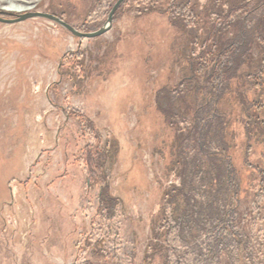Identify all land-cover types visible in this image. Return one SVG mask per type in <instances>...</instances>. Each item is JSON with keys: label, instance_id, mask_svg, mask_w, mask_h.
Masks as SVG:
<instances>
[{"label": "rangeland", "instance_id": "obj_1", "mask_svg": "<svg viewBox=\"0 0 264 264\" xmlns=\"http://www.w3.org/2000/svg\"><path fill=\"white\" fill-rule=\"evenodd\" d=\"M118 1L0 0V17L44 12L93 32ZM173 1L124 0L90 38L40 16L0 21V264H264V185L242 171L237 196L225 186L219 197L211 169L223 145L211 132L203 147L195 133L202 109L242 128L208 89L216 57L203 56L220 34L208 39V16L236 0ZM245 1L233 18L264 13ZM88 144L107 154L100 184L83 161ZM232 208L234 240L215 251Z\"/></svg>", "mask_w": 264, "mask_h": 264}, {"label": "trees", "instance_id": "obj_2", "mask_svg": "<svg viewBox=\"0 0 264 264\" xmlns=\"http://www.w3.org/2000/svg\"><path fill=\"white\" fill-rule=\"evenodd\" d=\"M238 1L233 2L226 15H223L222 11H218L214 22L208 16L206 24L210 28L208 39L213 34H220L213 36V38L216 37L215 47L205 44L203 56L212 53L216 57L213 69L208 75V89L212 92L214 90L218 95L219 103L234 109L233 120L234 122L240 121L242 128L239 131L231 128L230 121H227L229 117L224 113L218 111L214 117L208 114L207 110L202 109L203 111H200L201 117L206 114L205 128H202L205 132L202 133V129H198L199 131L195 129V133L197 131L198 135L201 134L200 142L203 147L208 146L207 142L210 140L211 132H214L217 141L223 145V156L218 158V154H214L211 169L212 181L219 190V197L223 193L221 192L223 188L225 191V186L237 196L240 190L239 183H241L243 173L246 170L249 172L247 175L249 185L253 176L264 185V13L256 16V13L253 15L250 11L247 17L240 20L236 17L233 18L244 6ZM260 1L261 4L264 3V0ZM251 2L252 0H247L244 4L248 5ZM177 3L178 1L174 0L172 5ZM182 4L179 3V7H182ZM180 12L182 10L177 11V13ZM224 27H227L226 32L221 30ZM232 29L237 32L233 37H228L229 31ZM256 46L259 49L260 58L254 55L253 49ZM203 56L201 55V57ZM192 58L193 62L198 59V55H194ZM186 107L190 109L191 104H187ZM240 107L245 109L242 114ZM167 110L175 115V104H171L168 109H165V111ZM80 120L83 122L82 116ZM237 147L244 150V167L240 168L236 166L238 158L235 152ZM106 158L107 154L101 151L99 144L86 146L83 161L87 165L91 183L100 184L104 182ZM251 185H254L253 182ZM110 196L109 189L104 187L101 191L103 203L105 201L111 202ZM216 210L218 208L215 207L214 211L216 212ZM232 214H236L233 208L223 211V226L227 230L221 229L219 235L215 236V247L212 248L215 251L222 252V249L229 245V241L234 240L232 238Z\"/></svg>", "mask_w": 264, "mask_h": 264}, {"label": "water", "instance_id": "obj_3", "mask_svg": "<svg viewBox=\"0 0 264 264\" xmlns=\"http://www.w3.org/2000/svg\"><path fill=\"white\" fill-rule=\"evenodd\" d=\"M123 1L124 0H119L116 3V5L114 6V8L112 9L110 16H109L108 24H106L104 27H102L96 31H93V32H81V31L77 30L74 26H72L70 23L62 20L61 18H59L53 14L44 13V12H27V13H23V14L19 15V17L14 18V19H4V18L0 17V21L19 22V21L25 20V19L30 18V17L40 16V17L49 18L51 20L58 22L59 24L64 26L66 29H68L69 31H71L72 33H74L75 35H78L80 37H89V38L90 37H97V36H100V35L106 33L110 29L114 14H115L117 8L120 6V4Z\"/></svg>", "mask_w": 264, "mask_h": 264}, {"label": "bare ground", "instance_id": "obj_4", "mask_svg": "<svg viewBox=\"0 0 264 264\" xmlns=\"http://www.w3.org/2000/svg\"><path fill=\"white\" fill-rule=\"evenodd\" d=\"M15 8V7H14ZM14 10H16V11H18V12H22V11H24V10H27L26 8H21V7H19V8H15Z\"/></svg>", "mask_w": 264, "mask_h": 264}]
</instances>
